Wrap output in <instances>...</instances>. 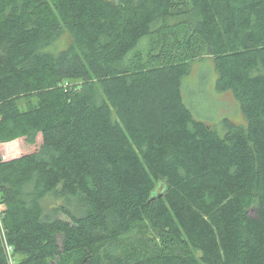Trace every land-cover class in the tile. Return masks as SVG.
I'll use <instances>...</instances> for the list:
<instances>
[{
  "label": "trees",
  "instance_id": "trees-1",
  "mask_svg": "<svg viewBox=\"0 0 264 264\" xmlns=\"http://www.w3.org/2000/svg\"><path fill=\"white\" fill-rule=\"evenodd\" d=\"M0 201L16 264H264V0H0Z\"/></svg>",
  "mask_w": 264,
  "mask_h": 264
},
{
  "label": "rangeland",
  "instance_id": "rangeland-1",
  "mask_svg": "<svg viewBox=\"0 0 264 264\" xmlns=\"http://www.w3.org/2000/svg\"><path fill=\"white\" fill-rule=\"evenodd\" d=\"M66 39H61L58 47L64 46ZM190 46L191 48L193 47L192 45ZM179 52L182 57H186L189 54L188 50L183 47H180ZM164 61H167V59H164ZM187 63L189 64V72L182 79L181 93L193 117L204 121L210 127H214L219 133L225 131L222 123L224 119H228L237 125H245V117L232 93L228 90L217 88V73L214 69L213 59L204 55L189 62L187 61ZM158 192H160V189ZM47 203L52 208L57 203H61V200L52 194L48 197ZM5 208L6 205L0 201V247L7 264H16L20 257L14 256L12 251L8 253L7 243L5 242L3 225Z\"/></svg>",
  "mask_w": 264,
  "mask_h": 264
},
{
  "label": "built area",
  "instance_id": "built-area-1",
  "mask_svg": "<svg viewBox=\"0 0 264 264\" xmlns=\"http://www.w3.org/2000/svg\"><path fill=\"white\" fill-rule=\"evenodd\" d=\"M7 250H8V253L11 251V248L9 245H7Z\"/></svg>",
  "mask_w": 264,
  "mask_h": 264
}]
</instances>
